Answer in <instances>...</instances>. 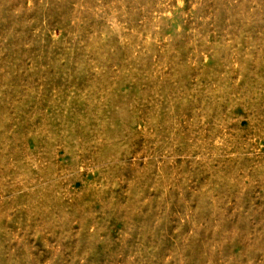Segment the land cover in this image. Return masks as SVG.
I'll return each mask as SVG.
<instances>
[{"label": "rangeland", "instance_id": "374dc122", "mask_svg": "<svg viewBox=\"0 0 264 264\" xmlns=\"http://www.w3.org/2000/svg\"><path fill=\"white\" fill-rule=\"evenodd\" d=\"M0 264H264V0H0Z\"/></svg>", "mask_w": 264, "mask_h": 264}]
</instances>
